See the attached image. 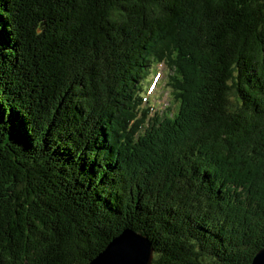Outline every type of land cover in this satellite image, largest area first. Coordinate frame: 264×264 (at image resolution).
I'll list each match as a JSON object with an SVG mask.
<instances>
[{
	"label": "trees",
	"instance_id": "trees-1",
	"mask_svg": "<svg viewBox=\"0 0 264 264\" xmlns=\"http://www.w3.org/2000/svg\"><path fill=\"white\" fill-rule=\"evenodd\" d=\"M153 62L172 116L141 107ZM124 229L152 264L264 247V0H0V264H88Z\"/></svg>",
	"mask_w": 264,
	"mask_h": 264
},
{
	"label": "water",
	"instance_id": "water-1",
	"mask_svg": "<svg viewBox=\"0 0 264 264\" xmlns=\"http://www.w3.org/2000/svg\"><path fill=\"white\" fill-rule=\"evenodd\" d=\"M154 250L150 240L131 229H124L88 264H152ZM251 264H264V247Z\"/></svg>",
	"mask_w": 264,
	"mask_h": 264
},
{
	"label": "rangeland",
	"instance_id": "rangeland-1",
	"mask_svg": "<svg viewBox=\"0 0 264 264\" xmlns=\"http://www.w3.org/2000/svg\"><path fill=\"white\" fill-rule=\"evenodd\" d=\"M154 63H148L147 67V64L143 63L144 67H146L141 72L143 81L141 86L138 83L142 97L141 107L147 109L145 116L148 118L155 113L161 114V112L172 116L178 108V103L173 99L171 90L166 84L169 74H172V70L170 71L168 65L162 63L154 65ZM141 107H138V113L142 115L143 109Z\"/></svg>",
	"mask_w": 264,
	"mask_h": 264
}]
</instances>
